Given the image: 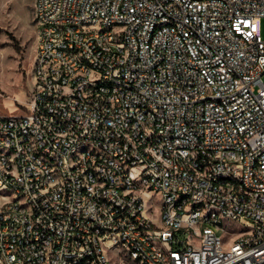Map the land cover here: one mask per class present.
Instances as JSON below:
<instances>
[{"label": "built area", "instance_id": "2783aa9c", "mask_svg": "<svg viewBox=\"0 0 264 264\" xmlns=\"http://www.w3.org/2000/svg\"><path fill=\"white\" fill-rule=\"evenodd\" d=\"M30 105L0 116V264H264V0H34Z\"/></svg>", "mask_w": 264, "mask_h": 264}, {"label": "rangeland", "instance_id": "374dc122", "mask_svg": "<svg viewBox=\"0 0 264 264\" xmlns=\"http://www.w3.org/2000/svg\"><path fill=\"white\" fill-rule=\"evenodd\" d=\"M34 0H0V116L24 114L30 105L37 26ZM264 38V19L260 21Z\"/></svg>", "mask_w": 264, "mask_h": 264}]
</instances>
